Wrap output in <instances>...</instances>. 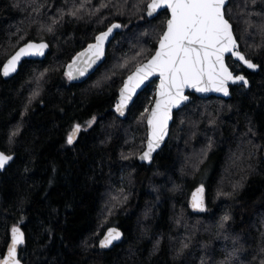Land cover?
I'll use <instances>...</instances> for the list:
<instances>
[{"label": "trees", "instance_id": "1", "mask_svg": "<svg viewBox=\"0 0 264 264\" xmlns=\"http://www.w3.org/2000/svg\"><path fill=\"white\" fill-rule=\"evenodd\" d=\"M150 2L0 0V150L15 156L0 173V260L21 226L23 264H264V0H230L226 8L241 51L260 67L249 72L228 59L250 88L232 87L228 100L195 97L175 113L170 139L149 166L138 156L157 81L125 120L113 108L166 30L169 13L148 19ZM113 23L122 32L105 62L71 83L66 66ZM30 41L49 43L47 58L24 62L5 80L2 66ZM75 124L81 132L69 145ZM200 187L204 213L190 205ZM112 226L125 239L100 250Z\"/></svg>", "mask_w": 264, "mask_h": 264}, {"label": "snow or ice", "instance_id": "2", "mask_svg": "<svg viewBox=\"0 0 264 264\" xmlns=\"http://www.w3.org/2000/svg\"><path fill=\"white\" fill-rule=\"evenodd\" d=\"M228 0H151L147 5V15L152 16L159 9L170 10V18L166 22V30L159 37V48L147 63L135 68L128 76L127 81L120 89L119 101L116 111L121 115L127 108L136 90L150 77L159 76L160 85L155 108L150 113L148 124L150 134L147 141V150L140 156L141 160L152 161V154L160 147L167 135L168 122L172 118L173 108L189 99L185 89L192 88L197 92L215 91L229 95V83H243L249 81L244 75H234L226 63L229 54L236 60L242 61L248 69H257L258 64L246 59L239 51V44L233 32V26L226 18L225 5ZM107 7V5H102ZM83 8V5H81ZM80 9L69 13L76 16ZM99 11V9H97ZM58 23V21H56ZM122 25L113 23L106 31L95 37V43L90 44L86 52L78 55L73 64L68 66L69 79L77 75L83 76L89 67L103 58L105 44L114 29ZM48 31H52L49 27ZM48 48L46 43H28L21 47L6 64L2 66V74L8 77L16 72L23 57L38 55L43 56ZM84 57L85 59H81ZM33 95H36L34 93ZM31 102V101H29ZM89 121V126L94 123ZM246 134L255 135L251 123L247 126ZM81 131V125L75 124L72 132L67 136V143L73 144ZM16 133H13L15 135ZM251 142V141H249ZM211 144H209V148ZM13 160V156L0 151V170ZM203 193V187L198 190ZM193 208L204 211L203 199L193 196ZM224 221L231 217L225 216ZM223 227V225H221ZM121 233L112 228L100 242V247L108 248L114 240H119ZM25 243V234L19 227L11 229V245L7 249L6 258L0 264H21L18 259L17 249ZM177 252L181 255L183 248Z\"/></svg>", "mask_w": 264, "mask_h": 264}, {"label": "water", "instance_id": "3", "mask_svg": "<svg viewBox=\"0 0 264 264\" xmlns=\"http://www.w3.org/2000/svg\"><path fill=\"white\" fill-rule=\"evenodd\" d=\"M229 3H230V0H228V4L225 5V8H227V6L229 5ZM163 11H167V12L169 13V18H170V10H166V9H159V10H158L156 13H154L152 16H148V15H147V12H146V16H147L148 19L152 20V19H155V18H156L161 12H163ZM226 18H227V17H226ZM229 22H230V21H229ZM230 23H231V22H230ZM116 24H120V23H116ZM231 24H232V23H231ZM120 25H121V24H120ZM232 26H233V25H232ZM105 31H106V30H105ZM121 32H122V27L113 30L112 35L108 38V41H107L106 44H105L104 55H103V58H102V59L98 60L95 64H93L91 67H89L88 70L86 71V73H85L83 76H79V75H77V77H76L75 79H69V77H68V75H67V73H68V71H69L68 66H69L70 64H73V61L75 60V58H76L78 55H80L81 53L86 52L87 49H88V46H89L90 44H89L85 49H83L82 51H80V52H79V53H78V54L72 59V61L66 66V68H65V74H66V76L68 77V79L70 80V82H71V83H83V82H85L86 80H88V79H89V78H90V77H91V76H92V75H93V74H94V73L100 68V66L105 62V60H106V55H107V51H108L110 45L112 44V42L114 41V39L116 38V36H117L119 33H121ZM233 32H234V28H233ZM234 35H235V32H234ZM235 36H236V35H235ZM237 41H238V40H237ZM95 42H96V41L92 42L91 44H93V43H95ZM28 43H35V44L46 43V44H48V48L44 50V55H43V56L32 55V56H26V57H23V58L21 59V61H20V64L18 65L17 70H16L15 73H13L12 75H10V76H8V77L3 76V74H2V77H3L5 80H9V79L15 77V76L18 74V72H19V70H20V67L23 65L24 62H26V61H44V60L47 58V55H48V53H49V51H50V45H49V43H47L46 41H42V42L30 41V42H28ZM28 43H26V44H28ZM26 44H24V45L21 46V47H24ZM238 44H239V46H240V43H239V42H238ZM21 47H20V48H21ZM20 48H19V49H20ZM158 48H159V42H158V45H157L156 50H158ZM19 49H18V50H19ZM18 50H17V51H18ZM17 51H16V52H17ZM239 51H240L242 54H244V53L241 51V48H240V47H239ZM16 52H15V53H16ZM155 52H156V51H155ZM15 53H14V54H15ZM14 54H13V55H14ZM154 54H155V53H154ZM154 54H153V55H154ZM244 55H245V54H244ZM245 57H246V56H245ZM10 58H11V57H10ZM10 58H9V59H10ZM229 58H231V59L234 60L235 62L241 64V65H242L247 71H249V72H258V71H260V67H258L257 69H248L247 66L243 64L242 61H238V60H236V58H235V57H231L230 54H229L228 56H226V63L228 64L230 70L233 71V74H234V75H244L248 81H249V78H248L245 74H243V73H238L237 71H234V70L231 68V66L229 65V62H228V59H229ZM9 59H8V60H9ZM81 59L83 60V59H85V58H84V57H81ZM246 59H247V57H246ZM8 60H7V61H8ZM7 61H6V63H7ZM147 62H148V60H147L146 62H144V63H147ZM252 62H253V61H252ZM6 63H5V64H6ZM144 63H143V64H144ZM253 63H254V62H253ZM133 72H134V71H133ZM133 72H132V73H133ZM132 73H131V74H132ZM131 74H130V75H131ZM128 76H129V75H128ZM127 78H128V77H127ZM127 78L124 80V83L127 81ZM153 81H157V83H156V88H155V98H154V102H153L152 107H151V109H150V111H149V114H148V117H147V121H146V124H147V130H148V138H149V134H150V126H149V124H148V119L150 118V113H151V111L155 108V102H156V100L159 98V97H158V91H159V85H160V78H159L158 75H157V76H152V77H150L148 80H146V81H145V82H144V83H143V84H142V85L136 90V94L132 97V100L129 102L127 108L124 110V114H123V115H121L119 112L116 111V104H117V102L119 101L120 90H119V94H118L117 102H116V104H115V106H114V108H113V111L115 112V114H116L120 119L125 120V119L128 117L129 111H130L131 107L133 106V104L135 103V101L137 100V98L140 96L141 93H143V92H144V91H145V90L151 85V83H152ZM124 83H123V85H124ZM123 85H122V87H123ZM235 86H238V87H245L246 89H249L250 86H251V84H250V81H249V83H248L247 85H244L242 82H241V83H236V84L229 83V85H228V87H229V95H228V96H225L223 93H219V92H215V91H209V92H197V91H195V90L192 89V88H187V89H185V95H187V96L189 97V99H188L187 101H184V102L180 105L179 108H173V110H172V118H171V120H169V122H168L167 135L164 137V140H163V142L161 143L160 147L157 148L155 152H153V154H152V157H153V158H152V161H151V162H148L147 160H141V159H140V156L143 154V152L147 150V141H148V138H147L145 149H144V151L138 156V162H139L140 164H145V165H149V166L153 163V161H154L155 157L157 156V154H159V153L163 150V148L166 146V144L168 143V141H169V139H170V136H171V130H172V125H173V123H174V119H175V113H176V112H179L180 110L184 109L186 106H188L189 104H191V103L194 101V98H195V97H198V98H200V99H208V98H211V97H217V98H222V99H226V100H228V99H230V98L232 97V94H231V88H232V87H235ZM122 87H121V88H122ZM121 88H120V89H121ZM80 132H81V131H80ZM80 132H79V134H80ZM79 134L77 135L75 142H74L73 144H71V145H74V144L76 143V141H77V139H78V137H79ZM0 151H1V150H0ZM5 154H6V153H5ZM6 155H8V154H6ZM11 156H13V160H14L15 156H14V155H11ZM13 160L10 161V162L5 166V168H4L3 170H0V173L4 172L5 169H7V168L9 167V165L13 162ZM200 188H201V187H200ZM200 188H197V189H195V190L192 192L191 197H190V205H191V208H192V210H193L194 212H197V213H204V212L207 210V189H206V187H203V193H198V190H199ZM193 196H197L198 199H200V198L203 199V205H204V209H205L204 211H201V210H199L198 208H193ZM16 227H19V228L24 232V230H23V228H22L21 226H16ZM112 228H115L116 230H118V231L121 233L120 239H119V240H114L113 243L111 244V246L108 247V248H102V247H100V242L106 237L108 230H110V229H112ZM24 234H25V232H24ZM124 239H125L124 233H123V231H122L120 228L115 227V226L109 227V228L105 231L103 237L101 238V240H100V242H99V248H100V250H103V251L112 250V249H114L117 245L121 244V243L124 241ZM25 244H26V234H25V243L22 244V245H20V246L18 247V249H17V252H18V259L20 260L21 264H23V262L21 261L20 255H21V251H22V249L24 248ZM10 245H11V233H10V242H9L8 248L10 247ZM8 248H7V249H8ZM6 256H7V250H6V253H5V255L3 256V258L0 260V262H2V261L6 258Z\"/></svg>", "mask_w": 264, "mask_h": 264}]
</instances>
